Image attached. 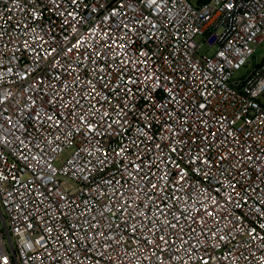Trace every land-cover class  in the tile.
<instances>
[{"label": "built area", "instance_id": "built-area-1", "mask_svg": "<svg viewBox=\"0 0 264 264\" xmlns=\"http://www.w3.org/2000/svg\"><path fill=\"white\" fill-rule=\"evenodd\" d=\"M263 42L264 0H0V264H264Z\"/></svg>", "mask_w": 264, "mask_h": 264}, {"label": "rangeland", "instance_id": "rangeland-1", "mask_svg": "<svg viewBox=\"0 0 264 264\" xmlns=\"http://www.w3.org/2000/svg\"><path fill=\"white\" fill-rule=\"evenodd\" d=\"M197 41L202 44V42L204 41V38L202 36H198L197 37ZM214 52H215V49H209L205 45H203L202 48H201V50H200V53L201 54H207L209 56H212L214 54ZM255 55L257 56L259 62L264 61V42L257 47ZM245 73H246L245 70H241L240 72L237 73V75L238 76H242ZM67 156L68 155L65 154L64 158H67Z\"/></svg>", "mask_w": 264, "mask_h": 264}, {"label": "water", "instance_id": "water-1", "mask_svg": "<svg viewBox=\"0 0 264 264\" xmlns=\"http://www.w3.org/2000/svg\"><path fill=\"white\" fill-rule=\"evenodd\" d=\"M244 2H246V0H243ZM211 31L207 32V35H210ZM264 75V70H262L259 74H257L256 78H255V83Z\"/></svg>", "mask_w": 264, "mask_h": 264}, {"label": "snow or ice", "instance_id": "snow-or-ice-1", "mask_svg": "<svg viewBox=\"0 0 264 264\" xmlns=\"http://www.w3.org/2000/svg\"><path fill=\"white\" fill-rule=\"evenodd\" d=\"M153 2H154V0H153ZM153 187H155V185H153ZM161 239H163V238H161Z\"/></svg>", "mask_w": 264, "mask_h": 264}]
</instances>
